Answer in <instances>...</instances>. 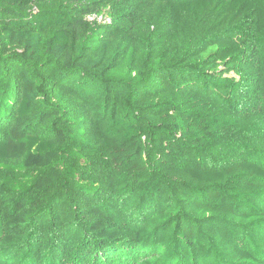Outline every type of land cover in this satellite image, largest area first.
Returning <instances> with one entry per match:
<instances>
[{
    "label": "trees",
    "instance_id": "obj_1",
    "mask_svg": "<svg viewBox=\"0 0 264 264\" xmlns=\"http://www.w3.org/2000/svg\"><path fill=\"white\" fill-rule=\"evenodd\" d=\"M250 15L264 113V0H0V264H264Z\"/></svg>",
    "mask_w": 264,
    "mask_h": 264
},
{
    "label": "rangeland",
    "instance_id": "obj_2",
    "mask_svg": "<svg viewBox=\"0 0 264 264\" xmlns=\"http://www.w3.org/2000/svg\"><path fill=\"white\" fill-rule=\"evenodd\" d=\"M91 23L95 24H104L105 22H108L109 19L106 16H89L87 18ZM238 39L242 43V50H243V60L245 64V69H246V78L245 80H242V84L245 86L243 88L244 90V96L248 97V99L245 100L247 102L244 107V112H248L250 117H255V121L252 123L248 124L249 126L245 127L243 130H235L236 136L239 134H247L244 135V137H238L240 138L238 141H248V139L254 141L250 146L255 148V145L257 143H261V139L264 136V123H262V120H264V113L262 112V108L257 104L254 103L253 98H254V89H256V86L258 84V71L260 70V48H261V38L259 33L256 30V27L254 25L253 17L250 15L249 17L245 18V23L240 25L238 27ZM249 88V93H245V91ZM251 99V102H250ZM253 105L252 107H250ZM248 106V107H247ZM260 120L261 124L257 123ZM250 130V131H249ZM77 143L73 147V150L71 154L73 156H77L78 161H80L82 164L86 163V160L84 159L85 157L82 156V154L77 151L79 148L78 144L82 142L79 139V136H75ZM79 140V141H78ZM261 150L264 148V145H259ZM258 147V148H259ZM250 149V147H246L245 149ZM98 159L100 160V156H98ZM102 162V161H101ZM259 198V203L258 205L264 206V192L258 196ZM257 200V199H256ZM257 227L254 230H259L260 234L256 237V234L253 232L248 231L247 233L243 234L240 238H238V243L242 244L241 246H244V242L250 244L254 249H259L261 250L262 248L264 249V228ZM262 229V230H261ZM242 238V239H241ZM206 244L210 245L209 250L211 249L212 256H214V262L213 264H218V258L221 260H225L227 258L225 256L226 254V247H225V242L223 241H218L214 240L212 236H207L206 238ZM202 244H203V237H202ZM202 250H204L203 245L200 243H197L196 249L192 251V255L194 256L195 260L197 259L198 256L201 255ZM185 252H190V249L184 248ZM207 251V250H206ZM178 252L183 253L181 250H177L173 253ZM208 252V251H207ZM166 255H169L170 253H166ZM215 254V255H214ZM183 255V257H185ZM218 257V258H217ZM264 259V258H263ZM232 264H244L243 262L239 260H233ZM175 264V263H174ZM196 264V263H194ZM220 264V263H219ZM248 264H253V263H248Z\"/></svg>",
    "mask_w": 264,
    "mask_h": 264
}]
</instances>
